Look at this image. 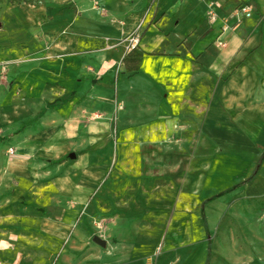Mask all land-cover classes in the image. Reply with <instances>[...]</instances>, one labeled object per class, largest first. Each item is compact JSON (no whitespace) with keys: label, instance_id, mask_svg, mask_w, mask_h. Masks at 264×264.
I'll return each mask as SVG.
<instances>
[{"label":"crops","instance_id":"obj_1","mask_svg":"<svg viewBox=\"0 0 264 264\" xmlns=\"http://www.w3.org/2000/svg\"><path fill=\"white\" fill-rule=\"evenodd\" d=\"M145 3L40 0L6 9L7 23L0 22V264H47L51 248L70 242L69 229L80 230L91 198L97 213L106 200L118 234L129 233L126 221L133 223L130 232H141L132 217L147 216L145 209L152 218H186L176 224L184 232H194L189 218L199 217L209 234L207 204L227 191L209 192L208 184L236 178L238 171L227 173L228 161L253 168L242 181L261 177L264 0H153L135 50L104 48L105 39L117 42L135 31V10ZM210 3L219 6L214 24L207 19ZM242 6L251 8V17L233 18ZM172 226L158 223L151 232ZM100 238L106 242L100 248L121 252L109 264H144L135 261L139 252H126L123 235L114 245ZM156 239L138 244L154 248ZM234 261L243 264L241 257ZM156 264L201 262L161 256Z\"/></svg>","mask_w":264,"mask_h":264},{"label":"rangeland","instance_id":"obj_2","mask_svg":"<svg viewBox=\"0 0 264 264\" xmlns=\"http://www.w3.org/2000/svg\"><path fill=\"white\" fill-rule=\"evenodd\" d=\"M27 1V2H26ZM40 0H0V22L7 23L5 18V11L10 5H38ZM60 1L65 0H50ZM153 0H146V3L135 10L137 22L140 23L129 36L125 39L111 42L109 39H105L103 42L104 48H109L113 43L121 42V45L126 47L131 37L139 35L147 26L149 17L153 12ZM211 4V3H210ZM209 4V5H210ZM207 19L208 13H207ZM210 23V22H209ZM8 43L4 41L3 44ZM1 44V42H0ZM119 47V46H118ZM117 47V48H118ZM228 160V159H227ZM232 166L227 168L228 175L237 173L236 178L226 177V183L219 185L218 183L208 184L209 192L227 191V195L220 199H216L207 204V210L211 213L210 220V232L205 233L201 227V221L199 217L189 218L194 222V232H184L182 227L176 229V224H183V220L177 216L162 217L156 216L152 218L148 216L150 210L145 209L144 213L147 216L132 217L135 224L142 229L141 232L132 231L133 223L128 221L124 222V225H129V233L118 234L112 230L116 220L113 217L106 215V200L102 201L104 204L103 210L98 214L95 203L93 204L92 198L84 203V210L82 214L85 217H81L83 220L79 224V229L74 232V227L69 229L68 238L70 242H61L59 246L50 249V259L47 264H109V260L113 256L115 258L119 255H112L113 249H102L92 243L94 236H100L110 242L111 245L115 243H121V236L127 240L129 246L126 248V252H139L137 256L135 254V261L144 262V264H156L161 256H167L168 259L177 257L193 258L197 263L206 264L210 261L211 264H234V260L237 257L242 258L243 264H264V169L261 171V177L254 182L249 183L242 181L241 179H247L253 172V168L241 167L234 168L236 160H229ZM238 164V163H237ZM107 174L104 175L106 178ZM215 181V180H214ZM103 183L101 184V186ZM100 186V187H101ZM100 208V207H99ZM199 208V207H198ZM197 208V209H198ZM102 209V208H100ZM220 210V215L218 214ZM240 213V214H239ZM216 215V218H212ZM169 219V220H168ZM173 224L170 231L163 233L151 232L154 225L158 223L166 224V222ZM68 221V225H70ZM228 227L230 230L226 233L222 231V227ZM77 227V226H76ZM155 236L154 248H144V245L138 244V240H145ZM211 237L212 254L211 259L208 260L206 255L208 238ZM119 238V239H118ZM154 241V240H153ZM136 246H139L136 248ZM170 246V247H168ZM53 247V246H52ZM120 251V250H119ZM131 257L132 259L134 258ZM138 258V259H137ZM115 264H122L123 260L119 259L115 261ZM114 264V263H113Z\"/></svg>","mask_w":264,"mask_h":264},{"label":"built area","instance_id":"obj_3","mask_svg":"<svg viewBox=\"0 0 264 264\" xmlns=\"http://www.w3.org/2000/svg\"><path fill=\"white\" fill-rule=\"evenodd\" d=\"M218 9H219V6L217 4H215V3H211L209 5V8H208V18H209V22L211 24H214L218 20V13H217V10ZM251 15H252L251 8L248 7V6H242V7L238 8V9H236L234 11L232 17L233 18L240 19L243 16H245V17H251ZM138 44H139V36L138 35H134V37H131L130 38L129 43H128L127 47H126V51L125 52L128 53L130 51L135 50L138 47ZM120 45H121V42H119V43H113L111 45V48H117Z\"/></svg>","mask_w":264,"mask_h":264},{"label":"water","instance_id":"obj_4","mask_svg":"<svg viewBox=\"0 0 264 264\" xmlns=\"http://www.w3.org/2000/svg\"><path fill=\"white\" fill-rule=\"evenodd\" d=\"M94 242L98 245V246H101V247H105L106 246V242L103 240V239H101L100 237H98V236H96L95 238H94Z\"/></svg>","mask_w":264,"mask_h":264},{"label":"trees","instance_id":"obj_5","mask_svg":"<svg viewBox=\"0 0 264 264\" xmlns=\"http://www.w3.org/2000/svg\"><path fill=\"white\" fill-rule=\"evenodd\" d=\"M27 2V1H26Z\"/></svg>","mask_w":264,"mask_h":264}]
</instances>
